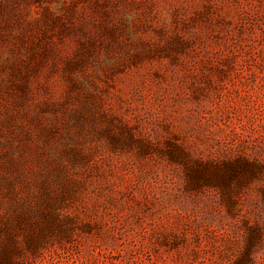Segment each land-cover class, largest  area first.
Instances as JSON below:
<instances>
[{"label":"rangeland","instance_id":"374dc122","mask_svg":"<svg viewBox=\"0 0 264 264\" xmlns=\"http://www.w3.org/2000/svg\"><path fill=\"white\" fill-rule=\"evenodd\" d=\"M0 264H264V0H0Z\"/></svg>","mask_w":264,"mask_h":264}]
</instances>
